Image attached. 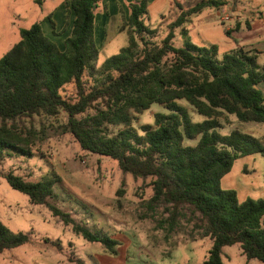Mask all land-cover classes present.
Returning <instances> with one entry per match:
<instances>
[{"label":"trees","instance_id":"16d2710c","mask_svg":"<svg viewBox=\"0 0 264 264\" xmlns=\"http://www.w3.org/2000/svg\"><path fill=\"white\" fill-rule=\"evenodd\" d=\"M223 3L174 0L169 11L175 18L160 43H155V31L143 22L147 0H131L125 22L127 44L99 67L94 40L99 0H65L74 16L62 49L43 33L39 21L19 28V40L0 56V156L3 148L30 153L29 140L7 127L8 121L63 112L61 132L82 150L115 160L122 173L134 178H150L152 194L146 205L162 208L169 231L182 218L191 224V235L195 232L197 238L211 240L200 264H223L222 247L234 244L246 259L264 264V198L239 201L234 189L220 185L236 158L252 153L264 157V137L216 130L228 114L243 122H264V99L257 87L264 82V65L257 64L256 50L241 46L218 57L215 44L173 42L174 29L189 22L191 15ZM87 69L98 76L89 88L83 80ZM70 83L75 93L65 98L60 90ZM177 100H184L205 119L191 121ZM152 103L162 104L168 113L156 112L153 125L142 124L138 131L132 120ZM110 127L117 130L109 132ZM184 138L197 142L184 145ZM0 175L30 203L45 205L73 233L116 254L117 240L91 232L48 201L54 178L32 182L11 170ZM28 241V235L11 232L0 222V252Z\"/></svg>","mask_w":264,"mask_h":264},{"label":"rangeland","instance_id":"374dc122","mask_svg":"<svg viewBox=\"0 0 264 264\" xmlns=\"http://www.w3.org/2000/svg\"><path fill=\"white\" fill-rule=\"evenodd\" d=\"M101 5L98 4V19L94 22L97 67L127 44L129 30L125 24L127 15L125 17L121 9L107 24L100 26ZM108 8L111 9V5ZM166 10L165 3L156 5L148 9L144 18V24L155 31L152 38L155 43H160L175 18ZM208 10L191 15L184 25L185 35L179 33V28L174 29L178 32L174 45L183 46L188 39L199 46L215 44L219 55L227 51L234 42V34L225 33L230 22L217 19L212 23L200 22ZM164 13L165 16L160 17ZM73 16L72 10L66 8L65 0H0V56L19 40V28H27L36 21L41 23L43 33L62 49ZM97 77L87 69L83 74L85 87H91ZM60 93L65 98L74 95V85H65ZM177 102L186 108L191 121L205 119L184 100ZM156 112L168 113V110L162 104L152 103L135 115L132 126L140 131L142 124L153 125ZM65 120V114L60 112L55 116L40 114L8 121L7 127L29 140L31 147L27 155L3 148L0 172L11 170L32 182L45 177L54 178L56 182L48 201L68 211L91 232L107 234L117 240L116 254H109L99 242L87 241L73 233L70 226L53 216L45 205L30 203L26 194L11 188L0 175V222L11 232H22L29 237L28 242L0 252V264H94V258L106 259L103 253L112 258L114 264L202 262L207 256L206 241L197 238L195 232L191 235V224L181 218L169 231L162 208L147 207L146 200L152 194L150 178H134L122 173L115 160L82 150L68 133L61 132L60 125ZM220 122L221 126L216 129L220 134L233 130L249 133L250 128L264 130V123L239 121L233 114H228ZM108 130L115 132L117 127ZM196 142L197 138L183 140L184 145H195ZM220 185L224 189H234L239 201L247 197L264 198V157L252 153L236 158L230 171L222 176ZM191 241H194L190 243L193 249L186 247ZM221 259L225 264H243L245 257L232 245L223 249Z\"/></svg>","mask_w":264,"mask_h":264},{"label":"crops","instance_id":"0c3cea01","mask_svg":"<svg viewBox=\"0 0 264 264\" xmlns=\"http://www.w3.org/2000/svg\"><path fill=\"white\" fill-rule=\"evenodd\" d=\"M130 1L131 0H111L108 3L106 0H99V3L102 4L101 5L102 9L100 11L102 15L99 18L100 26L101 24L102 26L103 24H107L109 20L114 17L113 15L120 12V9L122 10L124 16L126 17L128 13V3ZM173 1L174 0H147L146 17L148 15V9H150L151 7L155 8L156 5L164 4V3L167 5L166 13H169L170 8H172ZM176 1L183 2L184 0H176ZM222 1L224 3L220 5L219 7H205L201 11H199V12H202L205 9H209L208 12H206V16H203L202 18H200V22L202 23L211 22L212 23L216 19L222 21L221 19L222 16L225 14H228L230 17L227 21H229L230 23L226 27L225 32L228 31L229 36L234 34V38H233L234 42L233 44L229 46V42L225 41V44L229 46L227 51L234 49L236 46H241L244 50H256L257 51L256 53L257 64L259 66L264 65V0H222ZM108 5H111V9L109 8L107 9ZM219 12L221 14H219ZM166 13L161 14L160 17L165 16ZM97 19H98V13L96 11L94 22L97 21ZM177 28H179V33H181L183 29V34L185 35L186 29L184 28V26L177 27ZM176 33L178 32L174 31L175 36H176ZM218 57H221V55H219V50H218ZM257 87L260 89L263 95V99H264V82L258 83ZM259 123H264V122H259ZM247 134H250L257 138H262L264 137V130L261 128H255V129L250 128V131ZM200 240L206 241L207 254H208V249L210 247L211 240L208 239L207 237L201 238ZM194 241L189 242V244L186 245V247L189 249H193V247L190 246V243ZM234 245L236 246V251L238 252V254L245 257L242 254L239 245L238 244H234ZM225 247L226 246L222 247L221 257L223 256V249ZM103 254H104L103 257H105L106 259L99 261L94 258V264H114L113 262H111L112 258L110 257L107 258L106 254L105 253ZM225 256L229 258L228 255H225ZM205 258L206 256H204L203 260ZM200 263H195V264H200ZM222 263L225 264L223 261ZM189 264H193V263H189ZM243 264H261V262L259 261L255 262L254 259H246L245 257Z\"/></svg>","mask_w":264,"mask_h":264},{"label":"built area","instance_id":"2783aa9c","mask_svg":"<svg viewBox=\"0 0 264 264\" xmlns=\"http://www.w3.org/2000/svg\"><path fill=\"white\" fill-rule=\"evenodd\" d=\"M229 17H230V16H229L228 14H225V15L222 16L221 19H222V21L224 22V21H227V20L229 19Z\"/></svg>","mask_w":264,"mask_h":264}]
</instances>
